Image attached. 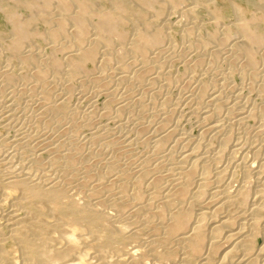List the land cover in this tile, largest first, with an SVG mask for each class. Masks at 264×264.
<instances>
[{"label":"bare ground","instance_id":"6f19581e","mask_svg":"<svg viewBox=\"0 0 264 264\" xmlns=\"http://www.w3.org/2000/svg\"><path fill=\"white\" fill-rule=\"evenodd\" d=\"M205 1L214 8L209 36L177 51L164 28L196 14L194 3L179 9L180 0H0L11 57L33 67L29 83L18 79L20 90L11 89L20 85L11 64L0 68V86L15 100L4 98L2 108L14 116L26 94L59 130L36 137L49 154L47 169L33 153L0 180V264H170L175 257L171 264H264V25L239 16V36L229 38L217 0ZM247 3L264 11V0ZM36 24L47 31L49 53L34 45L42 36ZM193 28L188 24L183 37ZM210 43L216 46L208 58L201 47ZM176 61L181 73L173 77ZM212 61L228 68L218 71ZM207 63L213 84L193 76ZM233 72L257 90L256 101L245 97L246 85L232 87ZM73 82L89 102L83 113L70 106ZM174 88L177 103L168 106L164 97L159 108L161 90ZM43 90L57 99L49 103ZM101 93L105 115L113 112L119 129L113 139L95 126L91 108ZM181 116L197 118L199 140L178 129ZM84 127L91 132L82 137ZM140 141L144 152L134 148ZM210 141L218 148L209 149ZM242 169L243 180H235Z\"/></svg>","mask_w":264,"mask_h":264},{"label":"rangeland","instance_id":"374dc122","mask_svg":"<svg viewBox=\"0 0 264 264\" xmlns=\"http://www.w3.org/2000/svg\"><path fill=\"white\" fill-rule=\"evenodd\" d=\"M195 1H196V3H195ZM200 3L201 4L202 3L206 4V1L205 0H193V2H192V0H180V4L178 6L179 9H186L188 6L193 4L195 6V8H196V10L194 12L196 14H190L191 16L187 15L180 22L171 21L170 22V26L168 24L164 28L165 30H168V32L171 34V41H172L173 45L175 46V48L177 49V51H181L183 48H185L187 46H190V42L191 41H193L196 44L198 41L206 39L209 36V30L211 28L209 29L207 27L208 26L207 24L214 22V19H212L213 16L210 15L214 8H212L213 5H211V4H209L208 6H206L207 5L206 4L205 5L206 7H205L203 4L201 6ZM196 4L197 5L200 4V5L196 6ZM215 5L219 9V11H217L219 14L218 15L216 14V15L218 17H220V22H223V23H221V28L224 27V26L225 27L227 26L229 28V30H230L229 38L235 39V38H237L239 36V33H238L239 31H237L236 27H234V23H236V21L238 20L239 16L240 17L241 16L242 17H246V18H252L253 15H254L256 18L258 17L257 21L264 25V11H261L257 7H254V6L252 7L251 4L248 5L247 0H217ZM236 7L238 8V10H236ZM208 11H210L211 13L208 12ZM148 14H149V17L152 19V15L153 14L151 16H150L151 12H148ZM167 14H170L169 10L167 11ZM169 17L170 16L168 15V18ZM186 19H188V20H186ZM162 20H163L162 18L159 19L156 22V24L157 25H161L163 23ZM188 21L189 22L191 21V22L189 23ZM193 23H195L196 25H194ZM186 24L187 25L191 24V25L194 26V28H193L194 30H193L191 38L190 37H183L184 36L183 33L185 32L184 28L187 26ZM37 26H38L37 27V31L39 33H41L42 36L38 37L39 39L36 38L35 43H37V44H34V45L38 49H40L41 51L43 50L42 52L49 53L48 52V49L50 47L49 44H48L49 41H48V39H45V36H46L45 34H46L47 31L45 30V27L42 24H38ZM132 27L133 26L131 24V21L128 20L127 21V28H129V29L131 28L130 29L131 32L133 31ZM204 27L207 28L208 30L205 29ZM9 33H10L9 26L6 25V23L4 21V18L0 17V37H1L0 38V49H1L0 50V68L3 69L4 67H6L5 65H7L9 67V65L11 64L9 69L13 68L12 72L16 76V80L19 82L20 80H18V79L19 78L21 79L23 77L26 81L23 80V79H21V80H23L24 82L29 83V81H31V79H32L31 76L33 74V67L31 65H29V63H27V62H22L20 60H17V59H14V58L11 57V52H10V50H8V47H7L8 43L10 42L9 38L11 36V34H9ZM197 38H199V40ZM194 39H196V40H194ZM40 40H41V42H40ZM214 45L215 44L210 43V44L206 45V47L207 46L208 47L207 48L205 47V49H204V47H201V49H203V50H201L202 54H205V57L210 58L209 56H211V54H210L209 51H211V53H212V51H213L212 49H214V47L216 46V45L215 46ZM8 56H10V57H8ZM164 58L165 57L162 56V58H160V60L162 61ZM206 60H208V59L206 58ZM164 61H162V63ZM163 64H165V62ZM210 64H212L216 68L218 67V69H217L218 71H222V70H224V68L225 69L228 68L223 63L221 64V68L219 66L220 64L217 65V63H215L213 61ZM11 66H12V68H11ZM205 66H206V68H205ZM208 66H209V63L204 64L203 66H200V68L199 67L196 68L194 73H193L194 74L193 76H195L196 79L199 80V82H201V83H204V81H205V82H209L210 84H213L216 81V75H214L215 71L211 75H204V73H205L204 69L206 70L208 68ZM86 68H87L88 72H90V73H91V71H94V66H93L92 63H88L86 65ZM167 68H166V70H167ZM260 69H262V68H260ZM169 70L172 71L173 77H175V75L177 77V73H181V64L176 61L173 64H171V66H169ZM31 71H32V74H31ZM19 75H21V76H19ZM232 76H233L232 79H231V81L233 83L232 87H236V89H242L246 85L244 88H246V87H247V89L251 88V85H249V82H246V81L244 82L243 81L244 79H242L243 77L241 76L240 73L233 72ZM164 79L165 78H163V80ZM47 80H48V82H51V78H47ZM23 81H22V83H23ZM18 82L16 84H20L21 83V81L19 83ZM161 83L158 85L159 87H160ZM243 83H244V85H243ZM21 84L17 85L16 88L14 87L16 85H13V86H11V89L12 90H15V89L16 90L17 89L20 90V88L22 86ZM0 85H1V83H0ZM71 86L73 87L72 88L73 90L71 92L72 93L71 94L72 98L70 100V106L73 107L72 108L73 110L75 109V110L83 113V112H85V110L89 109V107H88L89 102L86 101L85 99L81 100L80 96L77 94L79 86L81 87V85H79L78 82H73L71 84ZM158 86H157V88H158L157 90H160ZM11 89L10 88L6 89L5 87L2 88L0 86V91L5 90V91H2V95H1V92H0V99H1L0 100V180H5L8 177L9 174L5 173L6 172V168L10 167V168L14 169L13 166H16V168H18L19 167V163L27 165V163H29V161H30L29 157H31V155L33 153L34 154L35 153L36 154L39 153V159L42 160L43 169H47L45 167L47 166V162L49 161L48 160L49 159V154L45 150L43 151L42 146L39 143H36V137L39 136V135L41 136L43 134H49V135L51 134V136H52V134H54V135H58L59 134V130L57 128H55L53 126V124H51V123L49 124L48 123V121L50 119L49 116L47 114H43L40 111L39 106L37 105V103H35L33 100L30 101L31 96L28 97V96H26V94H23L22 96H20L18 98L16 106H15L16 108L14 107V110H13L14 116H10V114H8L7 112L11 111L12 108L8 106L9 109H7L8 107L6 109H3L5 107H3L1 105V102L5 98L7 101L11 100L8 103H13V104L15 103L14 98L9 97V92L12 91ZM247 89H244L245 90V97L247 99L251 98L250 100H252V101H256L258 99L257 90H254L255 89L254 87L251 88L252 91H251V89H250V91L247 90ZM177 91L178 90L176 88L170 89L169 91L168 90L167 91L161 90V93L157 97V100H159V102L157 101L158 102L157 104L158 105L162 104V101L164 102V99H165L164 97H166L167 98V99H165L166 100V104L168 106L174 105V103H177V100H179V98H180V96H179L180 93H179V91L178 92ZM75 92H76V94H75ZM230 93L231 92L229 91V94ZM41 94H43V96L45 98H47L49 103L51 101H55L57 99V97H58V94H55V95L53 93L49 94L47 90H43ZM47 95H49L50 97L47 96ZM163 95H165V96H163ZM160 97H162V98H160ZM168 97H169V99H168ZM23 99H24V101H23ZM36 99L40 100V97H38ZM107 103H108L107 97L104 94H102V93L100 95L98 94V96H95L94 99H93V103H92L93 107L91 109L94 111V122L96 123L95 126H97V128L99 127L97 130L98 131L100 130L101 132H105V133L107 132V137L110 138V139H113L119 134V131H118L119 129L116 127L117 126L116 125V120L114 118L115 115L112 117V115L114 113L111 112L110 118H109V115H105L106 112L109 109V108H107ZM160 107H162V106L160 105L159 108ZM23 110H25V111H23ZM31 112H34V113H31ZM38 112H39V114H38ZM29 113H30L31 116L29 115ZM34 117H37V118H34ZM196 119L197 118H195V117L194 118H189L188 116H184V117L181 116L180 120H178V123H179L178 129L180 131H182V132H186V133L190 134L192 139H197V137H199V135H200V127H199V123L196 122ZM34 121L37 122V123H35ZM174 122H175V120H174ZM254 123H256L254 119L248 120L247 123H246V126L247 127L250 126V128L251 127L253 128L254 126L256 127V124H254ZM42 124H44V125H42ZM169 124H171V123H169ZM112 128H113V130H112ZM124 131L130 132L131 130L127 128ZM90 132L91 131H90L89 127H84V128L81 129L80 135L82 137H84L86 135H89ZM30 134H31V136H29ZM129 135L133 136L134 134L131 132ZM34 138H35V140H34ZM197 140H199V138ZM202 142L204 143L203 140H202ZM210 142L212 144L209 143V146H208L209 149L210 148L211 149H217L218 148V144H217L216 141H210ZM140 143H142V141H140L139 143H134V148L136 149V151L139 149V151H137V152H142L143 150L144 151L146 150L145 144L140 145ZM205 143L207 144L208 142H205ZM20 155H22V156H20ZM243 176H245V173H244V171L242 169V170H238V172H237V174L235 175L234 178H235V180L241 181V180H243ZM250 178H251V176H250ZM0 191H1V186H0ZM69 196L70 195L63 196L62 200L67 202L68 200H70ZM85 224H86V226L87 225H91V222L90 221H86ZM6 249H7L8 253L13 254L15 257L18 258L19 254L17 252L16 247L13 244L9 243L8 246L6 247ZM177 259L178 258L175 257L173 259V261L174 260L176 261ZM173 261H170V264L173 263ZM166 262L169 263V260L168 261L166 260ZM15 264H18V262L15 263Z\"/></svg>","mask_w":264,"mask_h":264}]
</instances>
